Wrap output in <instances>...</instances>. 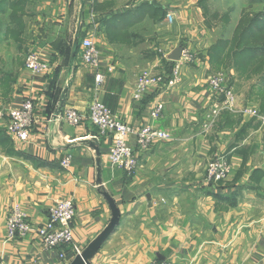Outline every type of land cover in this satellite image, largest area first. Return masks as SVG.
Masks as SVG:
<instances>
[{
    "label": "crops",
    "instance_id": "crops-1",
    "mask_svg": "<svg viewBox=\"0 0 264 264\" xmlns=\"http://www.w3.org/2000/svg\"><path fill=\"white\" fill-rule=\"evenodd\" d=\"M144 3L27 0L22 35L5 38L0 31V132L11 150L6 154L0 148V264H75L74 257L60 259L34 235L7 240L5 234L12 206L40 226L48 210L66 199L75 207L71 229L82 250L107 228L113 210L117 213L116 227L90 264H264V127L241 114L254 104L240 103L236 96L230 122L222 111L209 132L202 129L211 103L206 45L198 49L196 62L181 65L176 86L149 88L135 100L141 70L172 71L154 54L152 38H161L168 58L190 44L186 35L163 32L150 9H141ZM151 5L173 11L170 4ZM184 16L188 11L177 13L176 23L187 24ZM85 38L99 53L105 76L99 86L96 71L81 62ZM28 46L50 64L48 72L35 74L24 67ZM27 99L34 104V123L21 142L5 126L9 111ZM93 99L133 129L151 123L168 139L139 152L130 135L136 170L128 175L112 167L110 136H100L88 121L70 126L55 119L68 109L86 114ZM157 106L162 113L152 120L150 111ZM66 156L71 160L63 168ZM215 157L230 166L226 180L218 183L205 177Z\"/></svg>",
    "mask_w": 264,
    "mask_h": 264
},
{
    "label": "built area",
    "instance_id": "built-area-1",
    "mask_svg": "<svg viewBox=\"0 0 264 264\" xmlns=\"http://www.w3.org/2000/svg\"><path fill=\"white\" fill-rule=\"evenodd\" d=\"M172 23L171 14L165 17V25ZM81 62L96 71L95 83L97 86L103 83L105 76L99 70V53L91 38H85L80 44ZM158 52L164 58H168L161 49ZM169 59V58H168ZM194 55L186 48L181 49L180 56L175 62L172 73L168 77L154 75L145 70L138 74L135 87L134 99L139 100L142 95L152 87L163 86L172 88L180 81V67L185 63H192ZM24 67L35 74H43L50 70L49 63L42 60L38 51H30L25 58ZM208 90L211 92L212 101L209 110L205 115L206 122L202 124L204 131L208 130L214 120L222 111L235 112L236 99L228 86L226 76H212L207 81ZM162 113L160 106L150 111V118L157 119ZM241 114L249 118H257L264 127V115H260L257 107L249 105ZM55 119L63 120L70 126H78L88 121L100 134V136L111 137V144L108 151V160L112 167L132 174L137 168L136 152L128 145L127 137L135 135L136 146L139 152H146L156 141L168 139L166 133L156 129L151 123L145 124L137 129L123 123L111 110L97 99H93L86 114H81L73 109L66 110L61 116ZM34 123V104L32 100H25L20 106L13 108L8 113V120L5 126L6 132L21 142H25L31 132ZM71 158L66 156L61 161V166L67 168ZM206 179L208 182L216 183L226 180L230 173V166L223 157H216L206 166ZM75 218V207L70 199L56 202L49 210L44 224L34 226L26 214L17 205L10 208L6 222L5 234L7 240L24 238L29 235L37 237L38 242L47 250H56L60 259H65L64 251H70L74 257L80 255L82 248L74 240L71 229V222ZM161 264H169L163 262Z\"/></svg>",
    "mask_w": 264,
    "mask_h": 264
},
{
    "label": "rangeland",
    "instance_id": "rangeland-1",
    "mask_svg": "<svg viewBox=\"0 0 264 264\" xmlns=\"http://www.w3.org/2000/svg\"><path fill=\"white\" fill-rule=\"evenodd\" d=\"M141 1L145 3L158 2L160 4L162 2L163 6H167L168 4H170V6H173V8H171L173 11L171 13H164V18L160 22H158V26H160V28H164L165 31L163 32L173 31V34L181 35V37L184 35L188 36L187 38L189 39V41L187 40V42L190 44H186V49H188L194 55V61L189 64H193L198 60L197 52L198 49H200L202 46L206 45L209 46L210 48L214 44L222 40H229L232 37L234 28L239 20L242 11H245L246 13L249 14L262 13L264 11V4L260 2H255V0H141ZM184 11H188V16H184L186 17V20L188 19V23L184 25H182L181 23L179 24L176 23L175 16H177V13L178 16H180L181 13H183ZM167 14H171L172 23L165 25V17ZM159 15L160 14H158L157 16ZM181 39L182 38H180V40ZM147 40L148 41L151 40L149 36ZM152 41H154L153 45L151 44V46L154 47L153 48L154 54L158 56L159 59L162 58L167 60V58H164L161 55V53L158 52V49H161L162 52L165 53L164 47L162 46L163 43H161L162 42L161 38L159 36L158 38L154 36L152 38ZM151 46L149 47L152 48ZM29 48L30 47L28 46V50L26 51L24 56V61L26 55L30 51H32L31 49L29 50ZM183 48L185 47H180L179 49L181 50ZM225 64L226 63H224V65ZM255 64L256 63H253L254 66ZM224 65L217 69L216 68L214 69L212 66L209 65V71H208L209 74L207 75L206 82L212 76H217V75L226 76L228 81V86L231 87L230 89L232 90L235 99L238 97V101L240 103H243L244 101L248 100L247 93L250 89V86L257 80L259 74L252 75L251 77H249V79H244L237 75L236 71L233 69L232 66H228L227 68ZM143 71L145 70H141L139 74ZM154 75H158V74H154ZM252 97L254 98V95L250 97V100L252 102L254 101L258 102L256 99H252ZM212 98L210 96L211 101ZM255 102L253 104H255ZM206 119L207 117L204 116L202 124L206 122ZM215 120L211 125V127L208 130H206V132H209L213 128L215 124ZM215 158L210 160L208 164H210ZM205 177H206V170H205Z\"/></svg>",
    "mask_w": 264,
    "mask_h": 264
},
{
    "label": "trees",
    "instance_id": "trees-1",
    "mask_svg": "<svg viewBox=\"0 0 264 264\" xmlns=\"http://www.w3.org/2000/svg\"><path fill=\"white\" fill-rule=\"evenodd\" d=\"M27 0H0V31H3L5 38L13 36L17 38L24 32L22 16ZM264 4V0H255ZM150 9L151 18L160 22L164 18V12L155 8L151 3H144L141 7ZM145 9V8H144ZM160 14L159 16H157ZM101 19V18H100ZM210 65L215 69L224 66H232L237 75L244 79H249L252 75L259 74L257 80L250 86L247 93V101L255 102L259 114L264 115V11L262 13L249 14L241 12L239 20L234 28L232 37L229 40H222L208 51ZM167 62L173 69V62ZM166 63V64H167ZM253 63H256L255 66ZM167 64V65H168ZM171 71L164 72V77H168ZM229 88H231L229 86ZM224 120L230 122L231 114L228 111L222 113ZM9 139L0 132V148L4 153H9ZM65 256L68 254L74 257L70 251H64Z\"/></svg>",
    "mask_w": 264,
    "mask_h": 264
},
{
    "label": "water",
    "instance_id": "water-1",
    "mask_svg": "<svg viewBox=\"0 0 264 264\" xmlns=\"http://www.w3.org/2000/svg\"><path fill=\"white\" fill-rule=\"evenodd\" d=\"M180 49H177L170 57L169 60L177 61L180 56ZM113 209V206H112ZM118 223L117 213L113 210L112 219L107 228L100 234V236L93 242L87 249H83L80 255L74 257L75 264H90V259L95 255L103 243L108 239L110 234Z\"/></svg>",
    "mask_w": 264,
    "mask_h": 264
}]
</instances>
